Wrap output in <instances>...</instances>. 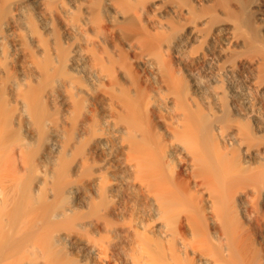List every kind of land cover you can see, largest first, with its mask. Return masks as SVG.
<instances>
[{
  "label": "bare ground",
  "instance_id": "bare-ground-1",
  "mask_svg": "<svg viewBox=\"0 0 264 264\" xmlns=\"http://www.w3.org/2000/svg\"><path fill=\"white\" fill-rule=\"evenodd\" d=\"M87 263L264 264V0H0V264Z\"/></svg>",
  "mask_w": 264,
  "mask_h": 264
},
{
  "label": "rangeland",
  "instance_id": "rangeland-1",
  "mask_svg": "<svg viewBox=\"0 0 264 264\" xmlns=\"http://www.w3.org/2000/svg\"><path fill=\"white\" fill-rule=\"evenodd\" d=\"M251 24H252V20H251ZM255 26V25H254ZM254 29L256 28V26L255 27H253ZM87 264H90V263H87ZM96 264H99V263H96Z\"/></svg>",
  "mask_w": 264,
  "mask_h": 264
}]
</instances>
